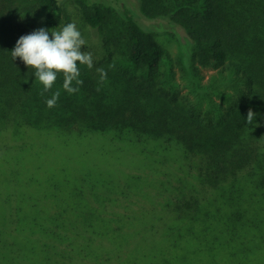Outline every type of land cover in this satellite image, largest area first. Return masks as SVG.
I'll return each instance as SVG.
<instances>
[{"label": "trees", "instance_id": "obj_1", "mask_svg": "<svg viewBox=\"0 0 264 264\" xmlns=\"http://www.w3.org/2000/svg\"><path fill=\"white\" fill-rule=\"evenodd\" d=\"M73 1L93 67L80 65L83 83L69 94L62 88L63 75L44 92L34 70L10 54L21 35L70 22L65 6L59 0H0V143L11 135L16 141L18 132L30 129L99 136L129 150L155 143L181 153L175 156L178 169L191 185L177 186L174 198H162L159 212L166 213L169 233L183 229L169 246L175 250L179 240L186 246L196 240L204 253L227 249L233 257L248 253L249 244L264 250V0H111L110 8L96 0ZM113 18L126 29L115 27ZM146 20L182 31L180 43L190 55L193 77L183 68L178 78L172 61L163 70L168 50ZM100 67L107 73L103 81L96 71ZM205 70L213 72L207 81ZM57 90L59 98L49 108L45 101ZM249 109L255 113L251 123ZM129 157L157 165L131 150ZM120 195L98 202L112 218H97L114 225L110 234L92 226L83 236L52 229L44 233L50 248L72 238L99 252L108 249L114 244L110 237L123 231L132 211L126 204L130 194ZM20 216L17 209L9 220ZM28 227L0 226V239L2 231L9 237ZM222 236H228L223 243ZM15 252L9 249V259Z\"/></svg>", "mask_w": 264, "mask_h": 264}, {"label": "rangeland", "instance_id": "obj_2", "mask_svg": "<svg viewBox=\"0 0 264 264\" xmlns=\"http://www.w3.org/2000/svg\"><path fill=\"white\" fill-rule=\"evenodd\" d=\"M59 1L66 8L67 20L78 27L74 1ZM96 1L108 8L113 6L111 0ZM113 19L115 27L116 23L120 29H126L124 23ZM146 23L168 50L163 70L172 61L171 67L178 78L184 74L183 68L193 77L190 55L180 43L182 31L157 28L155 21L146 20ZM205 72L207 81L213 72ZM16 137L18 142L11 135L3 137L0 143V226L30 227L22 234L9 237L1 232L0 264H264V250L252 249L250 244L249 252L239 253L237 257L230 256L227 249L212 255L204 253L198 250L196 240L188 246L179 240L175 250L169 246L177 238L174 233L183 229L178 227L169 233L166 213L159 212L167 196L174 198L172 192H178L177 186L189 189L191 185L189 178L178 169L181 162L175 156L181 153L164 151L155 143L131 146L134 154L156 162L155 165L130 158L128 145L115 144L99 136H62L28 129L18 132ZM125 192L130 194L126 204L132 211L126 216L123 231L110 237L114 244H109L108 249L99 252L88 244L84 246V240L72 241V238L53 242L50 248V240L44 233L52 229H61L68 236L76 233L83 236L92 226L98 232L110 234L114 225L97 219L102 215L110 218L101 211L98 202L107 197H120ZM17 209H20V219L9 220ZM211 224L218 225L212 221ZM195 228L201 231L199 225ZM226 238L222 236L220 242ZM6 246L8 249L4 250ZM11 247L16 250L13 260L8 255Z\"/></svg>", "mask_w": 264, "mask_h": 264}, {"label": "clouds", "instance_id": "obj_3", "mask_svg": "<svg viewBox=\"0 0 264 264\" xmlns=\"http://www.w3.org/2000/svg\"><path fill=\"white\" fill-rule=\"evenodd\" d=\"M86 41L75 22H68L54 28L40 27L21 35L10 51L13 60L19 58L28 68L34 70L35 81L48 92L53 88L59 75H63L62 88L69 94L79 92L83 81L80 79V65L93 67L90 52L83 50ZM96 71L101 81L106 79V70L102 67ZM60 92L54 91L46 99V105L54 107ZM255 113L249 109L247 122L253 121Z\"/></svg>", "mask_w": 264, "mask_h": 264}]
</instances>
